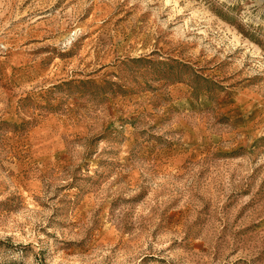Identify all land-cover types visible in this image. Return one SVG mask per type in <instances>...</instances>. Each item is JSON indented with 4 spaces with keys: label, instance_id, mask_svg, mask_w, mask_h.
I'll use <instances>...</instances> for the list:
<instances>
[{
    "label": "rangeland",
    "instance_id": "obj_1",
    "mask_svg": "<svg viewBox=\"0 0 264 264\" xmlns=\"http://www.w3.org/2000/svg\"><path fill=\"white\" fill-rule=\"evenodd\" d=\"M0 264H264V0H0Z\"/></svg>",
    "mask_w": 264,
    "mask_h": 264
}]
</instances>
